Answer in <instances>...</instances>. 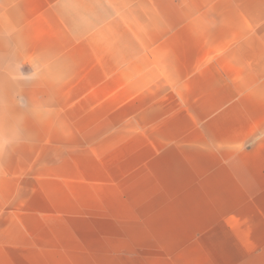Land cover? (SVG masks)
Returning a JSON list of instances; mask_svg holds the SVG:
<instances>
[{
    "label": "crops",
    "instance_id": "1",
    "mask_svg": "<svg viewBox=\"0 0 264 264\" xmlns=\"http://www.w3.org/2000/svg\"><path fill=\"white\" fill-rule=\"evenodd\" d=\"M0 264H264V0H0Z\"/></svg>",
    "mask_w": 264,
    "mask_h": 264
}]
</instances>
